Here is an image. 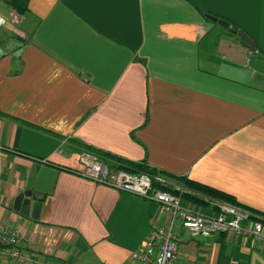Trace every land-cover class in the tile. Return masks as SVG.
<instances>
[{"label":"crops","instance_id":"0c3cea01","mask_svg":"<svg viewBox=\"0 0 264 264\" xmlns=\"http://www.w3.org/2000/svg\"><path fill=\"white\" fill-rule=\"evenodd\" d=\"M0 16V221L29 257L5 264H144L131 253L167 215L67 169L86 145L224 190L264 218V0H28L24 15L0 0ZM27 189L38 218L12 207ZM173 264H264V245L183 230Z\"/></svg>","mask_w":264,"mask_h":264},{"label":"built area","instance_id":"2783aa9c","mask_svg":"<svg viewBox=\"0 0 264 264\" xmlns=\"http://www.w3.org/2000/svg\"><path fill=\"white\" fill-rule=\"evenodd\" d=\"M4 18L0 16V24ZM257 52L256 48L251 49ZM82 167L77 173L96 182L113 186L119 190L153 199L159 202L167 215L164 223L153 225L140 248L131 257L144 264H173L178 257L181 231L191 236H211L214 232L250 235L264 245V218L245 208L225 202H216V213L195 210L183 203L179 192L186 191L183 185L170 182L162 176L146 171H130L109 166L92 151L79 152ZM176 191L178 193H176ZM249 221V224L246 221ZM24 237L20 230L0 221V264L2 257L21 263L29 261L23 249ZM53 264H66L58 262Z\"/></svg>","mask_w":264,"mask_h":264},{"label":"trees","instance_id":"16d2710c","mask_svg":"<svg viewBox=\"0 0 264 264\" xmlns=\"http://www.w3.org/2000/svg\"><path fill=\"white\" fill-rule=\"evenodd\" d=\"M8 4H10L14 10L24 15L28 11V0H5ZM205 15V13L203 12ZM232 23V22H230ZM234 24V23H233ZM239 36V35H238ZM240 40L243 41V39L239 36ZM89 151H92L95 153L99 158H101L104 162H106L109 166L116 167V168H122L130 171H146L148 173H154L156 172L154 169L148 167L144 163L131 161L125 158H122L121 156H117L115 154H110L105 151H101L99 149L93 148L91 146L86 145L83 147ZM70 171L77 172V170L72 168H67ZM176 180L183 185L185 188H187V191L179 192V195L181 199L188 200L190 202H193L195 204L199 205H209L211 204L212 208L216 211H218L219 207L216 204V202H225L228 204H232L241 208H247L244 205L239 202L235 196L232 194L218 189L214 186L205 184L200 181L193 180L191 178H187L184 176H175ZM176 193H178L176 191Z\"/></svg>","mask_w":264,"mask_h":264},{"label":"water","instance_id":"95a60500","mask_svg":"<svg viewBox=\"0 0 264 264\" xmlns=\"http://www.w3.org/2000/svg\"><path fill=\"white\" fill-rule=\"evenodd\" d=\"M205 15L214 22L228 28L234 33H237L251 49L256 47V43L252 37H250L243 29L238 28L237 25L230 23V21L218 17L216 15L205 13ZM42 205V200L35 197L32 191L27 189L20 192L14 199L13 209L18 210L21 214L25 216H30L32 218H38L40 209Z\"/></svg>","mask_w":264,"mask_h":264},{"label":"rangeland","instance_id":"374dc122","mask_svg":"<svg viewBox=\"0 0 264 264\" xmlns=\"http://www.w3.org/2000/svg\"><path fill=\"white\" fill-rule=\"evenodd\" d=\"M10 25H12V24H11L10 22H8L5 26H7V27H11ZM82 149H84V148H82ZM82 149H81V150H82ZM197 209H198V210H200V209L206 210V208H205V207H202L201 205H199Z\"/></svg>","mask_w":264,"mask_h":264}]
</instances>
